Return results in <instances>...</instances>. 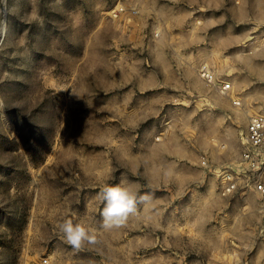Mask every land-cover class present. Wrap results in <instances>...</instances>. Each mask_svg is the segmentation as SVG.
<instances>
[{
    "label": "rangeland",
    "instance_id": "374dc122",
    "mask_svg": "<svg viewBox=\"0 0 264 264\" xmlns=\"http://www.w3.org/2000/svg\"><path fill=\"white\" fill-rule=\"evenodd\" d=\"M260 113L264 0H0V264H264L256 196L220 194ZM121 183L151 201L104 228Z\"/></svg>",
    "mask_w": 264,
    "mask_h": 264
},
{
    "label": "built area",
    "instance_id": "2783aa9c",
    "mask_svg": "<svg viewBox=\"0 0 264 264\" xmlns=\"http://www.w3.org/2000/svg\"><path fill=\"white\" fill-rule=\"evenodd\" d=\"M208 84H215L214 76L208 70L201 73ZM219 87V86H217ZM231 88V83L220 85L224 94ZM239 105V102H234ZM240 165L236 168L223 169L220 175V194L229 197L239 191H247L257 198L258 206L264 217V113L250 117L243 138ZM207 165V160L202 161ZM48 261L45 260V263Z\"/></svg>",
    "mask_w": 264,
    "mask_h": 264
},
{
    "label": "clouds",
    "instance_id": "9594fccd",
    "mask_svg": "<svg viewBox=\"0 0 264 264\" xmlns=\"http://www.w3.org/2000/svg\"><path fill=\"white\" fill-rule=\"evenodd\" d=\"M97 195L104 202L100 213L104 228L120 225L135 211L137 203L147 207L151 201V193L138 194L131 184L124 186L123 183L105 186ZM59 227L67 242L77 247L81 241L93 238L89 235L93 229L83 223H73L71 219H66Z\"/></svg>",
    "mask_w": 264,
    "mask_h": 264
},
{
    "label": "crops",
    "instance_id": "0c3cea01",
    "mask_svg": "<svg viewBox=\"0 0 264 264\" xmlns=\"http://www.w3.org/2000/svg\"><path fill=\"white\" fill-rule=\"evenodd\" d=\"M204 70H208V69H204ZM212 73V72H211ZM233 89V84L231 83V88H230V90L229 91H231ZM240 99V98H239ZM234 102H236V101H234ZM234 102H233V104H234ZM235 105V104H234ZM249 122V121H248Z\"/></svg>",
    "mask_w": 264,
    "mask_h": 264
}]
</instances>
